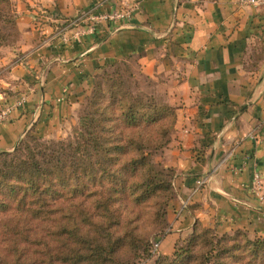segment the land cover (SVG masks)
I'll return each mask as SVG.
<instances>
[{
  "label": "crops",
  "instance_id": "0c3cea01",
  "mask_svg": "<svg viewBox=\"0 0 264 264\" xmlns=\"http://www.w3.org/2000/svg\"><path fill=\"white\" fill-rule=\"evenodd\" d=\"M16 10L22 38L0 49V109L25 102L0 123V151L64 121L103 67L134 59L147 78L164 80L177 109L159 157L177 171L178 191L161 251L171 253L175 229L188 232L195 219L219 232L264 233L255 191V177L264 181V8L238 0H22ZM115 10L130 15L88 30L86 15ZM78 30L80 38L63 42Z\"/></svg>",
  "mask_w": 264,
  "mask_h": 264
},
{
  "label": "trees",
  "instance_id": "16d2710c",
  "mask_svg": "<svg viewBox=\"0 0 264 264\" xmlns=\"http://www.w3.org/2000/svg\"><path fill=\"white\" fill-rule=\"evenodd\" d=\"M21 38L16 4L0 0V49ZM131 62L138 64L101 69L68 140L46 141L32 130L0 151V264H133L151 257L155 242L175 264L247 255L244 264H264V237L226 244L230 236L218 239L198 219L188 239L161 251L178 191L175 170L155 157L172 141L177 109L138 88ZM188 210L195 216L198 206Z\"/></svg>",
  "mask_w": 264,
  "mask_h": 264
},
{
  "label": "rangeland",
  "instance_id": "374dc122",
  "mask_svg": "<svg viewBox=\"0 0 264 264\" xmlns=\"http://www.w3.org/2000/svg\"><path fill=\"white\" fill-rule=\"evenodd\" d=\"M13 1L17 5V3L19 4L22 0H13ZM19 42H21V41L16 42L12 46H7L6 48L15 47ZM122 69H127V67L126 66L122 67ZM128 69H130L133 72L132 73L133 74V79H134L135 83L138 84V88L142 92H147L149 94L156 95V96L164 99L166 101V103H168L172 107L174 106V105L170 104L168 93H166L165 90H164V80H161V79H159V80H151V79L147 78L143 74L142 69L138 66V64H135L134 62H131V67H129ZM109 72H111V69L109 70ZM99 81H101V79H99ZM93 84H94V82H93ZM90 91H91V89H89V91L86 93V95H88L90 93ZM86 95L83 96V99L78 102L79 105L78 104L76 105V108L73 109V111L66 117V119L64 121H62V122H60L58 124H55L54 127H52V129L43 128L41 130L39 128L41 131H33V133L35 135L43 138L46 141L68 140L72 136L73 131L78 127L79 118L82 115L83 109L85 107V103H86L85 102V100H86L85 97H86ZM162 154L156 156L155 157V161H157L159 163H162L161 160L159 159V157H161ZM176 174H177V171L175 170V175ZM261 192H262V194H261ZM261 192H260V196H262V199H261L260 202L263 204L262 208H264V181H263V184H262ZM177 194L175 195L174 200L177 198ZM172 202L170 203V205L168 207V212L170 211V206L173 204ZM168 222H169V216H168ZM200 224H202V227L209 228V229H212L213 231H215L216 234L219 237L218 239H220L224 235L230 236V241H228L226 244L238 243V244L244 245L245 244L244 242H245L246 238H249L251 240H255L257 238L264 237V233H262V234H259L257 232L254 233V232L250 231L247 228H238V229H235V230H233L231 232H219L218 229L215 226L205 225L202 222ZM168 226L169 227L166 229L167 234L170 231H174V230H172V227L170 226V222H169ZM175 230H176L175 233H179L180 234L179 237L181 239H188L190 237L191 233H192V227L190 228V230L188 232L187 231L178 232L177 229H175ZM150 231H152V229H150ZM158 246H159V243L155 242L153 244V248L151 250V257H149V258H145V257L139 258L137 260H134L133 264H155V261L157 259H160V260L166 259V257H162L161 255H159L160 254V250H158ZM236 253L238 254L239 252H236ZM249 257L250 256L247 255L245 257L246 260H242V261H239V262H232V261L228 260V263L227 262L226 263L227 264H244L246 261H248ZM176 259L177 258L169 257L166 261L165 260L164 261H165V264H175L177 262ZM262 259L264 261V256H263ZM195 262H197V261L189 259L187 261L186 260L181 261L179 264H181V263H183V264H195Z\"/></svg>",
  "mask_w": 264,
  "mask_h": 264
},
{
  "label": "built area",
  "instance_id": "2783aa9c",
  "mask_svg": "<svg viewBox=\"0 0 264 264\" xmlns=\"http://www.w3.org/2000/svg\"><path fill=\"white\" fill-rule=\"evenodd\" d=\"M239 4L241 6H251V7H257V8H264V0H238ZM130 15L129 11L123 12V11H112V12H106V13H97V14H88L86 15L85 22L89 24L88 30L90 32L94 31V28L97 24L106 23L108 21H119L123 20L124 18H128ZM82 31L78 30L73 32L70 36H66L65 33L62 35L63 42L68 43L71 40H76L80 38ZM25 102V98L18 99L14 104L8 105L0 109V123H3L4 121L8 120L13 111L19 107H21ZM206 178H201L197 180L196 182V190H199L206 184ZM255 191L257 195H259L260 199H262V196H260V192L262 189V185L260 183V180L258 176L255 177ZM262 194V192H261Z\"/></svg>",
  "mask_w": 264,
  "mask_h": 264
}]
</instances>
